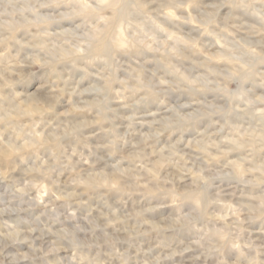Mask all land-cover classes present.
Returning a JSON list of instances; mask_svg holds the SVG:
<instances>
[{
    "label": "rangeland",
    "instance_id": "rangeland-1",
    "mask_svg": "<svg viewBox=\"0 0 264 264\" xmlns=\"http://www.w3.org/2000/svg\"><path fill=\"white\" fill-rule=\"evenodd\" d=\"M0 264H264V0H0Z\"/></svg>",
    "mask_w": 264,
    "mask_h": 264
}]
</instances>
